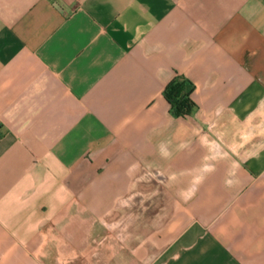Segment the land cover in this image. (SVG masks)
<instances>
[{
  "label": "crops",
  "instance_id": "1",
  "mask_svg": "<svg viewBox=\"0 0 264 264\" xmlns=\"http://www.w3.org/2000/svg\"><path fill=\"white\" fill-rule=\"evenodd\" d=\"M0 264H264V0H0Z\"/></svg>",
  "mask_w": 264,
  "mask_h": 264
},
{
  "label": "trees",
  "instance_id": "2",
  "mask_svg": "<svg viewBox=\"0 0 264 264\" xmlns=\"http://www.w3.org/2000/svg\"><path fill=\"white\" fill-rule=\"evenodd\" d=\"M194 83L183 74L177 73L166 86L165 97L176 115H191L198 106L192 97Z\"/></svg>",
  "mask_w": 264,
  "mask_h": 264
}]
</instances>
